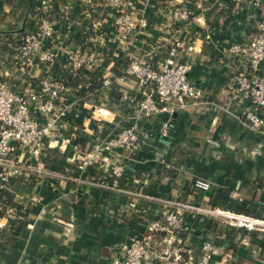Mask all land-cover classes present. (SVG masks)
Listing matches in <instances>:
<instances>
[{"label": "crops", "instance_id": "obj_1", "mask_svg": "<svg viewBox=\"0 0 264 264\" xmlns=\"http://www.w3.org/2000/svg\"><path fill=\"white\" fill-rule=\"evenodd\" d=\"M46 1L53 35L41 49L55 58L25 66L17 58L21 30L28 32L36 23L30 11L41 0H0L2 79L20 92L37 89L45 75L69 79L74 74L68 50L93 52L95 65L76 71L78 85L69 87L62 103L66 112L57 123V141L48 147L56 164L47 167L46 159L53 158L48 153L40 160L25 150L11 156L27 167L23 177L36 181L31 194L15 195L10 205L0 203V264H112L149 221L173 209V201L189 207L182 217L184 230L175 236L193 257L208 240L220 247L226 264H264V233L229 226L206 212L222 209L264 219V131L250 129L244 120L253 109L250 98L232 90V76L242 63L226 54L230 45L254 36V0H131L125 9L134 26L126 40L114 26L117 10L104 0ZM176 5L190 11L188 22L171 21L169 11ZM141 19L145 26L139 25ZM175 40L195 44L188 79L201 90L202 102L136 122L135 107L123 96L140 99L145 91L133 76L119 78L132 59L156 62L167 56ZM94 70L102 82L89 92ZM260 71L264 74V61ZM165 120L169 131L161 137ZM134 124L144 138L141 144L99 152L96 163L82 165L86 151ZM111 161L124 166L119 189L111 187ZM196 179L209 182V188L195 187ZM215 191L228 195L225 206L211 203Z\"/></svg>", "mask_w": 264, "mask_h": 264}, {"label": "built area", "instance_id": "obj_2", "mask_svg": "<svg viewBox=\"0 0 264 264\" xmlns=\"http://www.w3.org/2000/svg\"><path fill=\"white\" fill-rule=\"evenodd\" d=\"M104 1L117 10L116 27L122 36L127 38L134 26L132 14L125 9L130 6L131 0ZM259 1H253L258 7V13L252 39L245 44H232L226 49V54L239 58L242 63L232 76V90L247 92L253 109H248L243 116L249 128L254 131H264V74L260 71V64L264 61V3L260 4ZM37 10V31H28L22 36V44L17 54L18 60L25 66L35 60L49 63L55 58L50 50L41 49L42 41L51 38L53 34V22L49 20V2L41 0ZM169 15L174 23L190 20V11L179 5L172 7ZM139 25L145 26L146 21L139 20ZM195 50L193 42L175 40L171 43L167 56L156 62L143 58L129 61L119 79L133 76L145 91L140 99L123 96V99L134 105L133 118L136 122L151 118L159 112L170 116L178 109H184L188 105L196 106L202 102L201 90L188 79L191 68L188 58ZM65 56L72 72L95 65L93 52L68 50ZM103 84H108V81L104 80ZM68 92L69 88L62 81L50 75L40 78L38 88L33 91H15L6 84L0 74V165L4 166L0 171V187L5 185L9 178L23 177L27 172V167H22L11 156L25 150L35 160H40L46 147H54L57 141V123L66 112V106L62 103ZM168 129L169 123L165 120L159 127V135L165 137ZM143 141L137 125L125 126L117 134L86 151L81 163L83 166L92 165L99 160V152H109L117 147L134 149ZM109 170L112 175L111 187L119 189L118 181L124 173V166L117 161H111ZM193 185L207 190L210 183L196 179ZM171 205L172 210L147 223L144 234L132 237L129 243L119 250V255L113 259L112 264H226L220 247L208 240L204 241L202 253L196 258L190 250L181 245L175 235L184 230L182 217L189 207L181 201H173ZM206 212L222 217L229 226L264 233L263 218L222 209ZM243 242L247 244L245 240Z\"/></svg>", "mask_w": 264, "mask_h": 264}, {"label": "trees", "instance_id": "obj_3", "mask_svg": "<svg viewBox=\"0 0 264 264\" xmlns=\"http://www.w3.org/2000/svg\"><path fill=\"white\" fill-rule=\"evenodd\" d=\"M9 1L10 0H7V2H9ZM30 14L33 17L35 16L36 19L39 17V11L36 9V7L34 8L32 6ZM49 20L52 21L51 11H49ZM38 22H39V20L36 21V23H33V27L31 28L30 31H34V32L37 31ZM23 32H24V29L21 30V38L26 33V32L25 33H23ZM21 38H20L19 47L22 44ZM73 74L74 75H72V77H70L69 79H65V77H60V78H56V79L59 81H62L68 88L69 87L70 88L71 87L76 88L78 85V82H79V76H78L79 74L76 72H73ZM92 76H93L92 82L88 86L89 92H93L94 90L100 88L101 82H102L100 73L98 71L94 70V72L92 73ZM49 150L50 149L48 147H46L44 149V156L47 155V153L49 156H51V155L53 156V158H51V159H46L47 167H49L52 164L53 165L56 164V161H57L56 156L54 157V155L56 153L53 151H51V153H50ZM35 181H36V178L34 176H32L30 178H24V177H11V178H9L8 182L5 185H3L2 187H0V203L10 205L11 201L15 195L27 196V195L31 194L33 189H34V186H35L34 185ZM218 192H221V191L213 192V194L211 195L210 201L214 205L218 204L219 206H225V204L223 202L227 201L228 195L224 192H221L223 194L220 196V200H219Z\"/></svg>", "mask_w": 264, "mask_h": 264}, {"label": "rangeland", "instance_id": "obj_4", "mask_svg": "<svg viewBox=\"0 0 264 264\" xmlns=\"http://www.w3.org/2000/svg\"><path fill=\"white\" fill-rule=\"evenodd\" d=\"M114 24H115V22H114ZM115 27H116V24L114 25ZM116 29H117V27H116ZM118 30V29H117ZM124 38V37H123ZM127 38H128V35H127ZM127 38H124L125 40L127 39Z\"/></svg>", "mask_w": 264, "mask_h": 264}, {"label": "water", "instance_id": "obj_5", "mask_svg": "<svg viewBox=\"0 0 264 264\" xmlns=\"http://www.w3.org/2000/svg\"><path fill=\"white\" fill-rule=\"evenodd\" d=\"M155 234H158V233H155ZM162 235H164V233H161Z\"/></svg>", "mask_w": 264, "mask_h": 264}]
</instances>
